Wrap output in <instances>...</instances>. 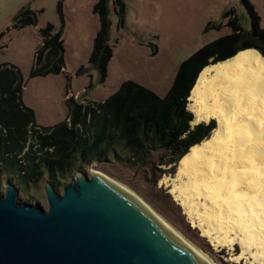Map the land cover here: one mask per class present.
<instances>
[{"label":"rangeland","instance_id":"1","mask_svg":"<svg viewBox=\"0 0 264 264\" xmlns=\"http://www.w3.org/2000/svg\"><path fill=\"white\" fill-rule=\"evenodd\" d=\"M100 1L0 0V63L12 62L21 68L26 80L23 100L35 110L41 126L57 125L67 119L68 91L84 102H102L118 91L124 82L133 81L165 97L182 62L205 45L234 32L231 20L237 17L245 30H252L250 6L260 17V27L264 28V0H124L126 12L122 17L115 0H108L112 22L109 43L113 55L108 63V75L102 81L99 71L89 67L101 27V14L96 10ZM25 6L37 12V23L15 27L16 13ZM49 23L54 25L56 32L63 30L65 69L59 73L31 76L36 52L42 43L40 29ZM213 61L214 58H210V64ZM189 97L187 109L194 115L192 126L212 121L217 126L215 119L196 120ZM128 157L126 154H110L102 161L77 162L78 166L66 176L52 179L43 174L36 182H27L12 171L0 172V192L5 194L10 183L19 189L22 200L33 204L40 202L48 209L47 182L50 181L63 194L65 185L76 175L100 171L129 186L217 264H244L231 260L233 251L227 247L216 249L208 237L202 235L200 228L193 225L184 206L172 192V177H175L180 160L165 163L173 155L161 150L151 152L144 164L134 163ZM239 251L240 248L236 253Z\"/></svg>","mask_w":264,"mask_h":264},{"label":"trees","instance_id":"2","mask_svg":"<svg viewBox=\"0 0 264 264\" xmlns=\"http://www.w3.org/2000/svg\"><path fill=\"white\" fill-rule=\"evenodd\" d=\"M108 0H101L96 10L101 27L89 59L101 80L108 75L113 55L109 43L111 19ZM121 17L126 12L124 0H115ZM253 27L247 31L238 18L231 20L234 32L205 45L181 63L175 82L165 97L145 86L126 81L102 102L82 101L67 93V119L57 125L38 124L36 113L23 100L26 84L19 66L0 63V172L12 171L36 182L43 174L59 179L72 172L77 162L102 161L107 155H128V160L144 164L153 151H168L173 157L165 163H177L190 148L210 136L214 121L192 126L193 113L187 109L188 97L200 72L210 64L248 48L264 55V28L259 15L250 6ZM37 23V12L25 6L15 16V27ZM63 30L56 32L52 23L40 29V44L31 76L59 73L65 69ZM174 174V170H171ZM54 182V181H52ZM199 234L197 228L194 230Z\"/></svg>","mask_w":264,"mask_h":264},{"label":"bare ground","instance_id":"3","mask_svg":"<svg viewBox=\"0 0 264 264\" xmlns=\"http://www.w3.org/2000/svg\"><path fill=\"white\" fill-rule=\"evenodd\" d=\"M189 99L197 121L217 126L180 159L172 192L216 249L227 247L237 263L264 264V56L248 48L207 65Z\"/></svg>","mask_w":264,"mask_h":264},{"label":"water","instance_id":"4","mask_svg":"<svg viewBox=\"0 0 264 264\" xmlns=\"http://www.w3.org/2000/svg\"><path fill=\"white\" fill-rule=\"evenodd\" d=\"M49 208L0 192V264H215L115 180L81 172Z\"/></svg>","mask_w":264,"mask_h":264}]
</instances>
